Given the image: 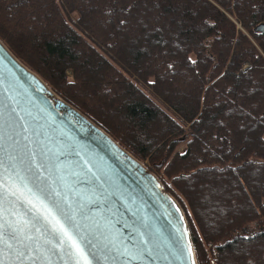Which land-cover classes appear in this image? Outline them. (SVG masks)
I'll return each instance as SVG.
<instances>
[{"label":"trees","instance_id":"1","mask_svg":"<svg viewBox=\"0 0 264 264\" xmlns=\"http://www.w3.org/2000/svg\"><path fill=\"white\" fill-rule=\"evenodd\" d=\"M261 23L264 0H0L1 42L159 179L197 264H264Z\"/></svg>","mask_w":264,"mask_h":264},{"label":"water","instance_id":"2","mask_svg":"<svg viewBox=\"0 0 264 264\" xmlns=\"http://www.w3.org/2000/svg\"><path fill=\"white\" fill-rule=\"evenodd\" d=\"M254 30L263 32L264 24ZM0 113V180L22 193L5 201V219L51 213L49 219L59 220L74 238L84 237L82 244L90 241L91 264H188L189 246L197 264L184 213L159 179L56 95L1 40ZM65 214L74 215L80 228ZM38 227L43 231L47 225L41 220ZM45 255L53 264L68 260L59 250Z\"/></svg>","mask_w":264,"mask_h":264},{"label":"snow or ice","instance_id":"3","mask_svg":"<svg viewBox=\"0 0 264 264\" xmlns=\"http://www.w3.org/2000/svg\"><path fill=\"white\" fill-rule=\"evenodd\" d=\"M15 112V109H12ZM2 117V113H0ZM4 150L3 136L0 135V153ZM4 167L3 159L0 158V168ZM5 171L8 169L5 168ZM19 176V173H14ZM27 188V185H24ZM31 191V189H28ZM22 195L21 189L18 185H8L4 180H0V264H53L51 258L45 253L52 251L55 254V250H59L61 253H65L68 256V260L65 264H91L89 256L91 255L87 251V244L90 241L82 244L80 241L84 240V237L70 234L64 224H61L59 220L48 215H36L29 220L19 219H5V201L8 197ZM59 196L60 193H54ZM31 204V200L27 201ZM35 208V205H32ZM71 208V205H68ZM39 212V209H37ZM67 222L72 225L74 229H79L80 225L76 222L74 215L65 214ZM43 220L47 225L46 228L41 230L38 224ZM39 233L37 236L33 233ZM8 237V242L4 241V237ZM43 245V246H42ZM191 247L188 248V264H195V261L191 257ZM60 259L63 260L64 256L61 255Z\"/></svg>","mask_w":264,"mask_h":264},{"label":"rangeland","instance_id":"4","mask_svg":"<svg viewBox=\"0 0 264 264\" xmlns=\"http://www.w3.org/2000/svg\"><path fill=\"white\" fill-rule=\"evenodd\" d=\"M245 66V65H244Z\"/></svg>","mask_w":264,"mask_h":264}]
</instances>
